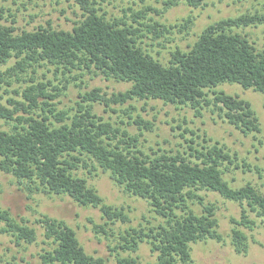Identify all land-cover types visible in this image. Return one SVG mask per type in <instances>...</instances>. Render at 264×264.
<instances>
[{
    "label": "trees",
    "instance_id": "trees-1",
    "mask_svg": "<svg viewBox=\"0 0 264 264\" xmlns=\"http://www.w3.org/2000/svg\"><path fill=\"white\" fill-rule=\"evenodd\" d=\"M72 1L82 15L70 31L39 27L17 32L12 25L0 23V66L16 60L13 66L0 70V87L11 86L13 81L8 76L17 69L26 74L29 68L35 72L36 67L47 65L63 74L86 70L130 86L109 97L94 88L81 95L86 105L79 103L77 113L69 116L49 102L55 96L47 93L45 84L30 78L31 84L21 91L23 100L8 99L11 107L0 102V120L11 127L0 130V175L14 177L29 193L65 195L79 206L98 209L104 224L94 228L104 234L105 227L130 223V217L124 208L106 204L86 179L78 176V170L91 173L89 162L95 163L93 169L108 174L123 193L145 200L163 222L120 231L114 248L127 254L118 255L116 264H139L131 254L142 243L156 254L155 264H193L192 245L208 240L222 242L216 206L206 202L202 191L238 205L239 218H230V245L236 253H246L244 230L252 231L257 227L256 219L264 220V193L250 183L235 188L224 179L228 170L225 164H234L224 146H192L189 156L163 152L150 157L125 128L96 115L92 104L100 102L114 112L112 105L159 100L190 107L197 116L203 107L212 106L219 117L243 134L260 133L250 103L215 88L237 84L264 94V49L241 32L264 27V12L249 11L209 24L188 50L175 48L167 63H162L141 47L138 27L106 18L96 0ZM181 2L197 8L204 0H164L163 4L167 9ZM149 10L152 7L129 9L134 23L156 33L160 25L138 21L146 18ZM142 123L137 117L127 125ZM144 127L150 129L151 124ZM36 223L43 228L49 246L39 254L42 264H107L104 258L88 254L74 229L63 220L43 216ZM0 224V233L10 236L17 246L36 241V230L1 206Z\"/></svg>",
    "mask_w": 264,
    "mask_h": 264
},
{
    "label": "rangeland",
    "instance_id": "rangeland-1",
    "mask_svg": "<svg viewBox=\"0 0 264 264\" xmlns=\"http://www.w3.org/2000/svg\"><path fill=\"white\" fill-rule=\"evenodd\" d=\"M100 12L108 19L125 20L128 24L138 27L142 37L139 38L141 47L162 63H167L169 54L175 48L188 50L196 40L198 34L207 25L228 17H235L246 12L256 10L264 12V0H204L197 8L184 3L165 8L164 0H96ZM146 18L138 21L156 23L160 25L154 32H147L139 27L131 18L132 10L144 9ZM82 11L72 0H0V23L12 25L17 32L33 31L39 27H51L70 31L74 23L81 19ZM191 20L192 23H187ZM250 40L259 49H264V27L247 28ZM160 35L158 39L155 36ZM15 59L0 66V70L13 66ZM22 74L17 69L14 75L8 76L12 80L9 87H0V102L8 107V99L23 100L21 91L35 82L45 84L47 93L55 96L49 100L55 104L57 110L73 116L81 101V95L94 88L100 90L101 95L109 97L112 93L125 91L128 83L106 79L102 75H94L84 71L62 73L52 66L31 68ZM18 75L21 79L17 78ZM230 95H237L248 101L260 124V133L243 134L234 126L219 117L212 106L203 107L200 115L187 106L165 104L159 100H134L124 106L112 105L113 112L100 102H94L93 112L103 120L115 126L125 128L130 136L137 139V146L150 157L154 153L175 154L186 156L192 153L189 147H210L214 144L224 146L225 151L234 159V164L226 163L228 168L224 179L231 186L238 188L250 183L264 193V94L245 90L237 84H222L215 88ZM207 97L212 98L210 92ZM91 103V102H87ZM130 115L132 118H129ZM140 117L142 124L127 125L132 119ZM151 124L150 129L144 126ZM10 125L0 120V130H10ZM191 160H195L194 157ZM90 171L80 169L78 176L85 178L103 198L106 204L117 208H124L130 217V223L109 225L105 227L107 233L95 231V225H103L101 212L92 207H82L70 197L62 195H46L43 193H29L17 179L10 175H0V206L8 209L18 221H25L36 230L37 238L32 244L22 243L17 246L7 234L0 233V264H42L39 254L49 249L43 237V228L36 220L48 216L63 220L76 232L77 239L84 250L94 256L102 257L107 264H116V257L120 249H115L118 234L128 227L152 226L162 223L163 219L151 212L148 203L140 198L123 193L121 188L103 173L99 168L93 169L95 163L89 162ZM238 165V168H234ZM206 202L216 206L218 231L223 241L208 240L192 245L193 264H264V220L256 219L257 227L252 231L244 230L248 238L246 253H236L230 245V234L233 225L230 218H239L240 208L237 204L224 200L213 192H200ZM199 211L198 207H194ZM253 218V216H252ZM149 223V224H148ZM2 224H0V227ZM112 229V230H108ZM114 233V235H112ZM139 264H155L156 254L150 251L149 245L142 243L136 253Z\"/></svg>",
    "mask_w": 264,
    "mask_h": 264
}]
</instances>
